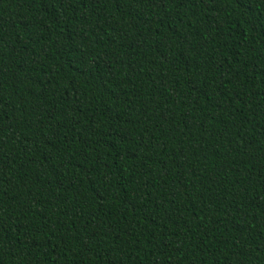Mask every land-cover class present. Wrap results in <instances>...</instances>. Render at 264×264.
Segmentation results:
<instances>
[{
	"label": "trees",
	"instance_id": "obj_1",
	"mask_svg": "<svg viewBox=\"0 0 264 264\" xmlns=\"http://www.w3.org/2000/svg\"><path fill=\"white\" fill-rule=\"evenodd\" d=\"M0 264H264V0H0Z\"/></svg>",
	"mask_w": 264,
	"mask_h": 264
}]
</instances>
